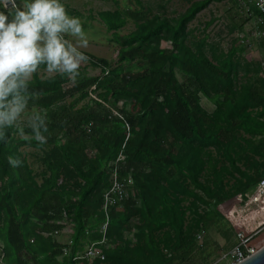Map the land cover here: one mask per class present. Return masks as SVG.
<instances>
[{
    "label": "trees",
    "instance_id": "16d2710c",
    "mask_svg": "<svg viewBox=\"0 0 264 264\" xmlns=\"http://www.w3.org/2000/svg\"><path fill=\"white\" fill-rule=\"evenodd\" d=\"M134 1L139 9L98 12L119 46L114 58L88 54L100 74L81 66L75 82L41 73L33 79L38 98L30 108L47 110V143L15 129L0 142L4 264H183L199 249L205 252L196 240L201 227L224 232L230 221L235 230L232 211L249 205L264 177V67L236 58V44L220 53L207 48L206 36L189 27L199 12L223 0H184L188 6L177 16ZM230 1L249 17L263 16L255 0H243L246 6ZM128 18L135 28L123 33ZM93 85L124 119L89 97ZM126 121L131 135L121 175H132L129 196L110 207L105 259H76L101 238L108 168ZM251 205L259 218L247 220L263 226V210ZM71 222L70 243H62L58 233ZM204 254L203 264H218Z\"/></svg>",
    "mask_w": 264,
    "mask_h": 264
},
{
    "label": "clouds",
    "instance_id": "9594fccd",
    "mask_svg": "<svg viewBox=\"0 0 264 264\" xmlns=\"http://www.w3.org/2000/svg\"><path fill=\"white\" fill-rule=\"evenodd\" d=\"M88 44L82 19L65 0H0V142L15 129L25 139L47 143V110L30 108L38 98L32 81L41 69L46 78L77 81L90 60Z\"/></svg>",
    "mask_w": 264,
    "mask_h": 264
},
{
    "label": "rangeland",
    "instance_id": "374dc122",
    "mask_svg": "<svg viewBox=\"0 0 264 264\" xmlns=\"http://www.w3.org/2000/svg\"><path fill=\"white\" fill-rule=\"evenodd\" d=\"M153 1L142 0V4L145 8H148ZM65 3L68 9L75 11L72 14L82 19L84 27L89 34V44L85 51L88 54L104 58H114L118 53L119 46L112 39L111 33L107 30L105 23L99 18L98 12L106 9L119 8L125 10L128 8L139 9L141 7L134 0H118L117 2L112 0H65ZM187 6L188 2L184 0H170L165 10L169 16H177ZM155 9L153 7V10ZM255 20V15L249 17L246 10L244 9L243 11L238 4H234L230 0H223L212 2L206 9L199 12L196 19L189 24V27L195 30L194 34L197 37L206 36L207 48L213 47L215 52L220 53L227 52L232 45L236 44V58L243 56L247 60L260 61L264 67V35L258 36L254 34L256 27ZM209 21H211V24L206 28L205 24ZM134 28V21L128 18L121 31L126 33ZM162 46L169 47L171 45L163 41ZM82 66H87V71L90 75L100 74L101 72L100 68L93 67L89 61ZM40 73L41 76L45 77L43 69ZM259 78V75L255 77L257 80ZM28 150L34 149L29 147ZM251 207L252 205L249 203L248 206L246 205L243 208L232 211L231 216L235 230L230 231V221L225 222L224 226L229 228V230L226 229L224 232H220L214 227L208 229L203 239L205 254L199 249L190 260L183 264H203L202 254L208 257V260L211 259L218 262V264H223L225 258L221 256L234 246L237 241L238 230L243 227L254 229L259 225L260 220L252 222L246 218V215L248 218H251L252 215L255 218H259L257 212L249 211ZM69 224L71 225L69 227L71 231L67 232L72 233L74 223L71 222ZM257 239L261 242V245L264 244V229L257 235Z\"/></svg>",
    "mask_w": 264,
    "mask_h": 264
},
{
    "label": "built area",
    "instance_id": "2783aa9c",
    "mask_svg": "<svg viewBox=\"0 0 264 264\" xmlns=\"http://www.w3.org/2000/svg\"><path fill=\"white\" fill-rule=\"evenodd\" d=\"M242 4L245 5V3ZM255 5L261 11L263 16H256V27L254 34L258 36L264 35V0H255ZM246 6V5H245ZM247 8V7H246ZM248 9V8H247ZM89 97L103 102L111 111L113 116H118L124 119V115L115 107L110 106L107 102L98 97L95 92V85L91 86L88 90ZM131 135V125L126 121L125 122V136L122 141L120 150L116 158L110 162L108 172L110 178V185L104 193V203H103V215L104 219L99 228L101 238L96 241H92L82 254L76 256V259L86 260L93 262L94 260L105 259L104 248L108 245V229L110 227V207L117 203L122 202L129 196V186L133 183L132 175L129 173L126 176L121 175L123 165L126 161L125 148L127 141ZM250 203L255 204L264 211V177H262L257 184L254 186ZM264 229V225L249 229L243 227L237 232V243L230 248L228 251L224 252L221 257L225 258V264H236L245 258L256 254L261 245V242L257 239V235ZM55 233H58L56 231ZM48 235L49 233H43ZM206 231L201 227L200 231L196 234V240L199 245H202L203 239L205 237ZM66 252L67 249H64ZM5 251L4 244L0 241V264H4Z\"/></svg>",
    "mask_w": 264,
    "mask_h": 264
},
{
    "label": "crops",
    "instance_id": "0c3cea01",
    "mask_svg": "<svg viewBox=\"0 0 264 264\" xmlns=\"http://www.w3.org/2000/svg\"><path fill=\"white\" fill-rule=\"evenodd\" d=\"M169 2H170V0H154L153 1V3L151 4V6L152 7H154V8H156L155 10H153V11H158V10H165V9H163V5H166V7H167V5L169 4ZM207 100L208 99H206L205 97H203L202 99H201V104L203 105V107H205L208 111H212L213 109H214V107L212 108V105L214 106V104L211 102V101H209L208 100V102H207ZM208 103V104H207ZM69 227H71V225L68 223L58 234H59V236H58V239H59V241L60 242H62V243H70V238H71V234L72 233H70V232H67V231H71V228H69ZM70 233V234H69ZM126 234L128 233V232H125ZM132 234L133 233H129L128 235L129 236H132ZM68 237V238H67ZM237 243V241L235 242V244ZM234 244V245H235ZM89 245V244H88ZM87 245V246H88ZM105 248H108V245H107V247H105ZM223 264H225V262L223 263Z\"/></svg>",
    "mask_w": 264,
    "mask_h": 264
},
{
    "label": "water",
    "instance_id": "95a60500",
    "mask_svg": "<svg viewBox=\"0 0 264 264\" xmlns=\"http://www.w3.org/2000/svg\"><path fill=\"white\" fill-rule=\"evenodd\" d=\"M236 264H264V244L259 251Z\"/></svg>",
    "mask_w": 264,
    "mask_h": 264
}]
</instances>
